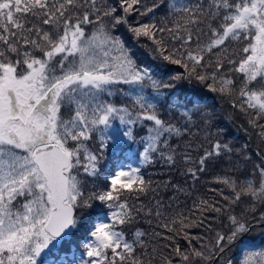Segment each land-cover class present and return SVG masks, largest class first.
I'll list each match as a JSON object with an SVG mask.
<instances>
[{
  "label": "snow or ice",
  "instance_id": "obj_1",
  "mask_svg": "<svg viewBox=\"0 0 264 264\" xmlns=\"http://www.w3.org/2000/svg\"><path fill=\"white\" fill-rule=\"evenodd\" d=\"M254 229L264 0H0V264H264Z\"/></svg>",
  "mask_w": 264,
  "mask_h": 264
},
{
  "label": "trees",
  "instance_id": "obj_2",
  "mask_svg": "<svg viewBox=\"0 0 264 264\" xmlns=\"http://www.w3.org/2000/svg\"><path fill=\"white\" fill-rule=\"evenodd\" d=\"M129 46L133 47V50L135 52H141V53L144 52V49L138 48V46H136L134 44L130 43ZM140 59L143 61V63L145 65L150 63V60L148 58H146V57H141ZM171 68L173 70H179L178 66H171ZM196 87H197V90H195V92H197V93H207L206 89H202V88H200V86H196ZM175 94H179L181 99L183 98V96L185 94H187L188 96H192L193 95V88L191 86L188 87L187 84H184V85L180 84V86H177L174 89L165 90V95L167 97H171L172 95H175ZM207 95H208V99L212 100V98L215 97L216 94L207 93ZM213 102L216 104L217 108L228 107V105L221 104L218 100L213 101ZM227 110H228V108H227ZM240 125H244L245 127H247V125L245 124L244 119L239 117V116L237 117L235 123H228L227 124V127L229 129V139H231L233 141V143L237 147H239L241 144L246 142L245 133L242 130L241 131H237V128H239ZM222 126H224V125H222ZM252 146H254V144ZM153 170H155V171H153ZM148 171H150L151 174L148 173ZM159 171H162V173H159L160 177L157 176V172H159ZM166 171H167V169L164 166H162L161 163H157L156 165L150 166L147 169H145V174H146V178H151V179L156 180V181L167 180L168 176L164 174ZM215 171H216V169H212V172H215ZM184 179H186V178H182V177H180L178 175L173 176V182H175V183L183 184ZM210 179H211V174H210ZM203 186L204 185H200V182H197L196 185H195L196 191L193 192V196H195V195H205V194L210 195L211 193L208 192V189L211 188V187H214L215 185L208 184L205 187H203ZM171 194L172 193L170 191L168 193H161V195H163L165 200H167L168 196L171 195ZM139 226L140 227H146V225H144V224H141ZM258 230L259 229H254L252 232H250L248 234L247 238L254 240L255 243L258 244V245L259 244H264V235H262L261 233L256 234V231H258ZM197 232H203V230L202 229H194L193 230V233H197ZM181 243L183 244V241H181ZM239 255H240L239 249L236 248V247H233L232 251L229 253V256L233 259V264H238Z\"/></svg>",
  "mask_w": 264,
  "mask_h": 264
},
{
  "label": "rangeland",
  "instance_id": "obj_3",
  "mask_svg": "<svg viewBox=\"0 0 264 264\" xmlns=\"http://www.w3.org/2000/svg\"><path fill=\"white\" fill-rule=\"evenodd\" d=\"M142 43H143V42H142ZM182 85H184V84H182ZM177 86H180V85H177ZM187 86L190 87L189 85H187ZM195 88H196L195 90H197V87H196V86H195ZM227 108H228V107H224L225 110H227ZM105 164L107 165L108 168H111V165H112V156H111V153H110V152H109V153L107 154V156H106ZM153 171H155V170H153ZM148 173L151 174L150 171H148ZM159 173H162V171L157 172V176H158V177H160V176H159ZM154 176H155V175H154ZM205 180H210V174H207V175H204V176L201 177L200 185H204L203 187H205V186L208 185V184H205V183H204ZM185 186L191 188V184H190V183H189L188 185H185ZM179 199H180L181 201H185V200H186V198H185L184 196H180ZM190 204H191V200L188 199V200H187V204H182L181 207L190 206ZM259 232H260V231H259ZM184 244H185V242L183 241V244L181 243V245L183 246Z\"/></svg>",
  "mask_w": 264,
  "mask_h": 264
},
{
  "label": "bare ground",
  "instance_id": "obj_4",
  "mask_svg": "<svg viewBox=\"0 0 264 264\" xmlns=\"http://www.w3.org/2000/svg\"><path fill=\"white\" fill-rule=\"evenodd\" d=\"M251 147V146H250ZM260 230H258V231H256V234H259V233H261V231L259 232Z\"/></svg>",
  "mask_w": 264,
  "mask_h": 264
}]
</instances>
